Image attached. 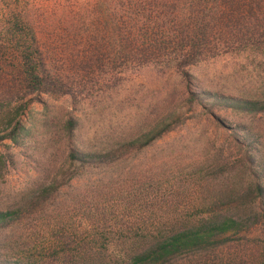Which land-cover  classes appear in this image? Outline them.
<instances>
[{
  "label": "rangeland",
  "instance_id": "374dc122",
  "mask_svg": "<svg viewBox=\"0 0 264 264\" xmlns=\"http://www.w3.org/2000/svg\"><path fill=\"white\" fill-rule=\"evenodd\" d=\"M2 1L0 21L9 14L23 15L55 67H62L66 57L62 53L70 43V26L89 17L95 3ZM245 56L230 54L188 72L205 91L259 97L264 92V58ZM89 78L102 81L89 86L81 98L45 95L42 103L29 105L19 118L31 129L29 137L19 145L0 144V156L7 158L0 166V211L15 208L48 184L71 147L97 150L133 140L171 113L186 120L140 154L94 170L23 213L21 221L0 233V263L55 264L59 259L65 264L60 260L78 244L85 251L103 253L108 264L120 262L139 252L148 238L169 233L171 224L207 217L209 207L221 205L217 195L226 188L249 186L247 156L254 154L264 166V116L222 110L210 115L201 107L187 111L188 85L174 68L132 67L117 75L108 69L103 74L91 71ZM71 118L81 120L79 145L63 131ZM7 127V120H0V131ZM239 127L259 139L255 152L241 145ZM59 239L69 247L56 246ZM54 251L58 258L52 256ZM170 264H264V223L218 251L185 255Z\"/></svg>",
  "mask_w": 264,
  "mask_h": 264
},
{
  "label": "trees",
  "instance_id": "16d2710c",
  "mask_svg": "<svg viewBox=\"0 0 264 264\" xmlns=\"http://www.w3.org/2000/svg\"><path fill=\"white\" fill-rule=\"evenodd\" d=\"M88 16L72 23L67 31L71 44L62 53L66 56L62 67L48 61L36 29L23 15L9 14L5 21H0V120L8 122V127L0 131V144L11 141L19 145L29 137L31 129L19 119L29 105L42 103L45 95L57 99L81 98L89 86L98 85L101 80L93 81L89 72L103 74L108 69L117 75L132 67H172L188 85L184 104L187 111L201 107L210 115L214 110H222L264 116V92L259 97L248 98L205 91L188 72L191 67L230 54L246 55L253 61L264 58V0H95ZM105 84L107 89L111 86ZM182 116L171 113L138 138L106 145L104 149L71 147L48 184L41 185L15 208L0 211V233L21 221L23 213L45 204L73 181L150 148L182 125L186 120ZM80 129L81 120L75 118L63 126L65 134L78 145ZM239 130L242 139L235 137L236 140L240 139L249 152H255L261 144L257 136L244 127ZM246 158L250 166L245 174L249 186L226 188L217 195L222 199L221 205L209 207L207 217L171 224L169 233L148 238L139 252L112 264H170L185 255L218 251L261 226L264 166L254 154ZM6 162L7 158L0 156V166ZM60 240H55L56 246L69 247L70 244L63 245ZM81 247L76 245L60 261L108 264L103 253ZM53 254L58 258V251ZM56 260L55 264H59V259Z\"/></svg>",
  "mask_w": 264,
  "mask_h": 264
}]
</instances>
